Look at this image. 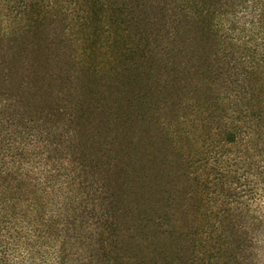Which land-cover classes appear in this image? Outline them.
Wrapping results in <instances>:
<instances>
[{
  "label": "trees",
  "instance_id": "1",
  "mask_svg": "<svg viewBox=\"0 0 264 264\" xmlns=\"http://www.w3.org/2000/svg\"><path fill=\"white\" fill-rule=\"evenodd\" d=\"M82 1L84 9L78 13L77 22L70 26L69 32L65 27L67 34L73 37L68 34L69 40L82 47L79 56H75L80 67L77 69L82 73L80 93L77 96L69 93L66 97L75 99V106L70 109L64 126L50 127L46 134L62 138L65 133L67 138L75 137L84 161L88 160V152L96 155L90 158L92 170L86 181L97 196L91 203V214L100 218L98 236L102 239L104 253L101 254L108 263L114 264L120 249H131L132 244L126 238L121 244L117 234L121 236V231L134 228L139 239L146 241V245L139 244L138 249L147 264H156L162 257V264H168L173 261L172 254L180 247L183 236L180 229L170 223L169 207L177 194L183 199L186 197L182 180L188 168L186 150L192 146L191 138L184 131L188 113L195 110L202 119L217 113V121L223 123L224 110L230 109L229 105L232 108L236 100L222 98L221 94L212 97L211 93L216 91L214 80L228 75L227 87H222L225 90L238 87L244 81L250 84L254 77L260 81L261 72L254 70L257 64L252 60L264 55V41L258 44L260 47H255L256 42L251 44L249 39L228 42L219 35V14L240 0ZM259 6L264 7V0L253 1L255 8L251 18L254 22L250 33L255 34L258 29L254 9ZM48 10L21 13L18 22L12 23H23L24 29L35 27L40 32L54 17L68 19L63 10H55L56 14ZM262 31L264 38V27ZM32 36L38 44L33 53L35 62L31 63L33 72H37L33 82L47 87L49 109L57 112L53 113L57 120L63 121L66 113L58 110V103L54 105L58 100L54 97V80H47L39 70L50 61L42 52L43 36L37 32ZM21 37L23 46L19 47V52L23 53L28 36L22 34ZM12 48L14 46H10V50ZM257 67L259 71L263 68L259 64ZM58 79L59 85H65L70 78L61 74ZM192 80L207 81L208 94L197 87L195 97L190 96ZM27 94L37 108L42 107L36 94ZM212 107H217V112ZM16 108V104L0 106V121L5 123L0 122V149L25 162L29 160H26L27 151L20 146L23 135L31 139L41 133L35 131L37 126L24 128L17 121L21 119L19 115L13 120L7 118ZM20 126L22 131L16 128ZM229 126L227 129L225 126L224 133L233 143L236 139ZM201 127L206 125L201 124ZM64 143L66 145L67 141ZM62 144L50 143L53 151H60L57 147L61 148ZM67 145L74 154L73 141ZM217 163L220 168V160ZM10 175V170H0V178L6 181ZM194 182L199 189L204 187L200 176L197 175ZM12 207L0 204V247L5 252L16 253L23 249L25 236L22 224L12 218ZM157 225L159 228L170 226V229L164 230L162 240L154 245L148 240L155 237L152 227ZM154 251L159 259L152 256Z\"/></svg>",
  "mask_w": 264,
  "mask_h": 264
},
{
  "label": "rangeland",
  "instance_id": "2",
  "mask_svg": "<svg viewBox=\"0 0 264 264\" xmlns=\"http://www.w3.org/2000/svg\"><path fill=\"white\" fill-rule=\"evenodd\" d=\"M253 1L240 0L219 14L218 31L223 40L244 42L249 39L251 44L256 42L255 47H260L258 44L264 41V7L254 9L258 29L255 34L250 33L254 22L251 18L255 8ZM82 4V0H0V106L16 104L18 108L7 118L13 120L19 115L21 119L17 121L24 128L37 126L35 131L41 133L31 139L23 135L20 146L27 151L29 161L21 162L0 149V170L11 171L7 181L0 178V204L13 206L12 218L22 224L25 236V245L19 252H5L0 247V264H109L101 254L100 218L91 214V203L97 196L86 181L92 170L90 158L96 155L88 152V160L84 161L75 137L67 138L65 133L62 138L46 134L50 127L64 126L70 109L75 106V99L66 97L69 93L76 96L80 93L82 73L77 69L80 67L75 56H79L82 47L69 40L65 27L69 32L70 26L77 22L78 13L84 9ZM43 10L52 14L63 10L68 19L54 17L40 32L35 27L24 29L23 23H12L18 22L21 13ZM35 32L42 34V52L50 60L48 66L39 70L47 80H54V97L58 99L54 105L58 103V110L66 113L63 121L57 120L53 116L57 112L49 109L47 87L33 82L37 73L31 67L38 46L32 36ZM22 34L28 36L27 48L20 53ZM10 46L14 48L10 50ZM252 62L257 64L254 70L261 72L260 81L264 85V55ZM258 64L263 67L260 71ZM243 67L241 65L242 70ZM61 74L70 78L65 85L58 83ZM192 81L190 96L195 97L197 87L208 94L207 81ZM260 81L254 77L251 85L244 81L238 87L225 90L228 75L216 77L212 82L216 90L211 93L212 97L221 94L222 98L236 100L232 108L229 105L230 109L224 110L223 123L217 121V113L208 119L197 117L192 109L188 113L184 131L191 138L192 146L186 150L188 168L182 180L186 197L183 199L177 194L169 207L170 223L180 229L183 236L180 247L172 254L173 261L168 264H264V87L260 86ZM29 92L36 94L42 107L37 108L33 100H29ZM212 110L217 112V107ZM225 126L234 132L235 142L227 139ZM16 128L23 130L21 126ZM64 141L67 144L73 141L74 154ZM58 142L63 143L61 148L57 147L61 150L53 151L50 143L57 145ZM217 160L221 162L220 168ZM197 175L204 183L200 189L194 182ZM157 222L160 224L159 220ZM169 229L170 226L152 227L155 237L148 242L156 245L162 240L164 230ZM121 232L117 238L120 242L126 238L132 247L120 249L114 264H147L138 249L139 244L144 247L146 241L139 239L134 228ZM152 256L159 259L157 251ZM162 259L156 264H162Z\"/></svg>",
  "mask_w": 264,
  "mask_h": 264
}]
</instances>
